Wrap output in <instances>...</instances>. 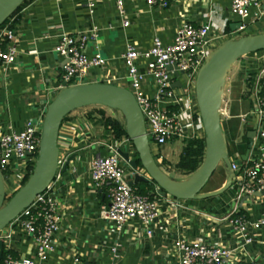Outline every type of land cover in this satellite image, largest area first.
Returning a JSON list of instances; mask_svg holds the SVG:
<instances>
[{
	"label": "crops",
	"instance_id": "obj_1",
	"mask_svg": "<svg viewBox=\"0 0 264 264\" xmlns=\"http://www.w3.org/2000/svg\"><path fill=\"white\" fill-rule=\"evenodd\" d=\"M95 1L91 18L84 0H30L17 15L19 19L12 21L15 23L12 30L16 59L5 75L0 70V124H9L20 131L25 120L35 116L42 108V99L53 93L49 91L61 85V67L65 60L57 55L54 47L62 34L86 31L91 25H97L100 28L97 45L105 65L92 69L82 83H108L125 88L127 80L121 55L128 44L141 50L148 49L155 36L163 43H170L182 21L200 25L210 20L214 25L212 34L216 43H223L239 33L231 29L226 32L225 29L228 22L230 25L237 22L229 13V0H171L168 9L148 7L144 0H123L129 21L127 27L122 25L116 0ZM261 2L263 14L241 32L245 33L244 36L264 33V0ZM92 46L88 44V54L94 53ZM239 61L242 69L235 66L234 70L240 75H248L256 72L257 61L263 62L260 65L264 66V52L246 55ZM98 70H105L101 81L97 78ZM227 78L220 108L221 128L230 161L241 167L248 159L247 156L242 160L248 146L246 135L255 127L257 130V124L252 116L251 100L241 98L243 81L226 92ZM85 108H81L84 113H79L81 109L70 113L59 129L58 144L65 148L68 156L75 154V158L65 171L61 169V178L56 184L60 221L50 264H64L74 256L84 264H178L173 246L179 237L232 248L234 253L229 264H264V228L252 233L251 244L241 246L229 224L235 206L250 221L257 220L262 213L259 195L243 196L236 201L242 180L239 172L231 171V188L222 195L204 200H181L177 210L163 205L160 217L150 227V235L135 221L125 224L119 232L114 231L100 217L101 208L109 202L106 190H93L89 176L93 159L107 155V146L113 143L100 116L96 113L90 117L89 112L101 110L107 116L110 113L109 109L101 106ZM257 148L251 149L249 155L257 154ZM132 153L133 150H130V155ZM155 154L163 160L161 148ZM129 171L130 168L126 167L127 183L132 175ZM213 175L210 188L203 193L223 187L229 171L220 163ZM153 190L156 187L153 186ZM7 231L8 228L2 233ZM10 244L13 258L34 256L35 243L23 232H15ZM115 244L119 245L117 257L111 253Z\"/></svg>",
	"mask_w": 264,
	"mask_h": 264
},
{
	"label": "built area",
	"instance_id": "obj_2",
	"mask_svg": "<svg viewBox=\"0 0 264 264\" xmlns=\"http://www.w3.org/2000/svg\"><path fill=\"white\" fill-rule=\"evenodd\" d=\"M144 1L148 7L160 9H168L171 5V0ZM229 1V13L240 23L236 33L244 31L250 22L263 14L261 0ZM95 3V0H84V6L91 18ZM115 5L122 25L127 27L129 21L126 19L123 0H116ZM99 32L100 28L93 24L89 30L59 36L54 50L65 60L61 67L62 83L57 87L59 91L63 88V82L68 86L82 84L92 69H99L105 65L97 45ZM212 33L213 23L210 20L200 25L182 21L170 43H163L155 36L148 49L141 50L133 44H128L121 55L127 80L125 88L131 92L142 113L151 151L157 152L162 146L175 140L185 143L204 135L194 96V86H191L195 84V78L205 59L216 48L217 40ZM14 39L15 34L8 25L0 30V45L5 44V48H0V70L4 75L16 59ZM88 44L93 45V54L87 53ZM260 63L263 62L257 61L259 64L255 72L257 76L250 93L252 116L257 124L256 137L251 149L258 147V151L257 154L250 156V149L248 159L241 167L231 162V171L239 172L242 176L236 201L243 196L259 195L262 209L260 217L255 221H250L236 206L233 209L229 224L241 246L251 244L252 233L264 228V92L261 91L264 66ZM41 109H38V116L25 120L20 131L14 130L9 124H0L2 180L13 172L22 174L18 176L14 193L22 187L20 181L24 180L31 163L37 159L42 130L41 120L45 114ZM107 147L109 153L94 158L89 169L91 186L95 191L105 188L109 200L108 204L101 208L100 217L116 232L128 222L135 221L145 229L147 235H150V227L160 217L163 205L177 210L181 200L168 195L162 197L156 193L151 194L152 197L139 194L133 186L128 185L125 179V168L128 166L116 152V148L129 153L133 150L128 137L113 140ZM67 157L68 155L62 162L59 158L58 169L47 188L6 227L8 231L5 234L0 232L3 249L7 252L3 264H50L60 221L55 194L56 184L61 178V169ZM17 231L33 239L35 253L32 258L15 259L11 256L10 242ZM118 247L119 245L115 244L111 248L114 257H117ZM173 247L178 264H229L234 253L232 248L224 245H210L184 237H179ZM64 264L84 263L79 257L74 256Z\"/></svg>",
	"mask_w": 264,
	"mask_h": 264
},
{
	"label": "water",
	"instance_id": "obj_3",
	"mask_svg": "<svg viewBox=\"0 0 264 264\" xmlns=\"http://www.w3.org/2000/svg\"><path fill=\"white\" fill-rule=\"evenodd\" d=\"M23 1L0 0V26ZM239 27L238 22L230 25L233 32ZM259 51H264V33L231 38L216 47L199 69L195 78V100L204 130L205 155L201 166L184 180H177L174 173H165L156 163L146 135L142 113L128 89L108 83L68 86L63 82V88L46 107L38 155L32 173L8 201L5 198L0 173V232L29 207L34 198L53 181L59 164L58 134L63 119L77 109L90 106L105 107L119 112L123 117L126 135L141 164V167H138L129 152L116 148V152L130 168L132 175L128 182L129 186L138 183L150 184L156 187L153 193L183 201L204 200L224 194L231 188L232 172L220 121L223 87L234 63L246 55ZM246 137L248 146L242 160L246 159L252 148L256 127L248 132ZM74 158L75 154L67 157L62 167L63 171ZM220 163L229 171L225 185L216 191L203 193L204 186ZM2 250L0 240V259Z\"/></svg>",
	"mask_w": 264,
	"mask_h": 264
},
{
	"label": "trees",
	"instance_id": "obj_4",
	"mask_svg": "<svg viewBox=\"0 0 264 264\" xmlns=\"http://www.w3.org/2000/svg\"><path fill=\"white\" fill-rule=\"evenodd\" d=\"M29 1L30 0H24L23 3L21 4V6L7 20H5V22L0 26V30H2L6 25H8L10 29H13L14 28L13 25L15 23H12V21H17L19 19V17L17 15L29 3ZM225 29H226V32H228L230 30V22H228L226 24ZM0 48H2V49L5 48V44L0 45ZM260 52H262V51H259L256 53H260ZM256 76H257V73H255V72L248 73V75L246 76L245 83H246L247 93H246V95L243 96L244 99H250V93L253 90V85H254ZM261 91L264 92V80L261 81ZM97 114L103 120L104 129L107 132H109V134L111 135V138L113 140H120L122 138L127 137L126 131L124 128V123H121V121H119L115 117L107 116L104 111L99 110V111H97ZM89 116H90V114H89ZM204 155H205V138H204V135L200 138H193L191 140L186 141L185 145H184V147H183V149L179 155L178 162L175 165V170L180 172V173H183L184 175H191L193 172H195L201 166V164L204 160ZM158 157L159 156H156L157 159L154 158L155 161H157L159 159ZM132 159L136 162L138 167H141L138 156L134 152V148H133V153H132ZM161 163L166 164V161L162 160ZM159 165H161V164L159 163L158 166ZM33 168H34V165L33 164L30 165L29 173L26 175V177L22 181V185H24L26 183V181L28 180L29 176L32 173ZM138 184H140V183H138ZM146 186L147 187H145L144 189L137 188V192L139 194L149 195L152 197L151 194L154 192L153 186L150 184H148ZM9 198L6 201H8ZM6 254H7V252L3 249L2 250V256L0 259V264H3V261L6 257Z\"/></svg>",
	"mask_w": 264,
	"mask_h": 264
},
{
	"label": "rangeland",
	"instance_id": "obj_5",
	"mask_svg": "<svg viewBox=\"0 0 264 264\" xmlns=\"http://www.w3.org/2000/svg\"><path fill=\"white\" fill-rule=\"evenodd\" d=\"M244 34H245L244 32L243 33L239 32L237 34H233V36L230 37V38L244 36ZM220 44H221L220 42H217L216 47H218ZM262 52H264V51H262ZM243 60L246 61V59H243ZM238 61L239 60H237V62H235V64H234V66H232L233 67V71L232 72L229 71V73L227 75L228 82L226 83V92H227L228 88H232V86L236 87V85H235L236 83H238L239 81L240 82L243 81V83H244L243 89L244 90L241 93V98H243V96L246 95V93H247L246 83L244 82L246 80V76L247 75H245L244 73L242 75H240L238 72H236L234 70L235 66L238 67L239 69H242V65H239ZM98 72H99V74L97 75V78H98L99 81H101L102 79H104L103 78V73L105 72V70H98ZM231 83H234V84L231 85ZM193 86H194V96H195V84H192L191 87H193ZM54 89H55V91H54ZM54 89H51L49 91L50 93H52V91H53L52 94L47 93V94H49L48 98L42 99V103L43 104H42V109L41 110H42L43 113H45L48 103L51 102L53 100V98L56 96V94L59 92L58 88L56 89L54 87ZM83 111L84 110L81 109V110H79V113H84ZM86 111H88V110H86ZM96 113H97V110H91V112H89L90 115H95ZM108 113H110L108 116L115 117L119 121H121V123H124L123 117H122V115L119 112L108 110ZM35 116H38V112H37V115L35 114ZM67 118H69V117L67 116L65 119H63L62 123L65 122V120ZM200 120H201V118H200ZM42 121L43 120H41V123H42ZM104 137L108 138L107 134H104ZM184 145H185V143H183L181 140H175L173 142H170V143L162 146L161 150H162L163 160L166 161V164L161 163L160 159L156 161L157 164H159V162H160L161 165H159V166L165 173H174L177 180H184V179H186L189 176V175H184L183 173H180V172L175 170V165L178 162L179 155H180ZM58 148H59L60 162H62V160L67 156V151L65 150V148L63 146H60V143L58 144ZM124 149H126V146H124ZM152 154H153V157L155 159H157L156 158L157 155L155 154V151L154 152L152 151ZM131 157H132V155H131ZM32 164L34 165L35 161L33 163H31V165ZM141 172L144 173L142 170H141ZM21 175L22 174H17L15 172H13L8 177H4L3 178L4 187H5V194H6V196H5L6 200L14 193V189L16 187V183L19 180L18 176H21ZM213 177H214V175L211 176V178L209 179L208 183L204 186L203 190L210 188V182L213 179ZM20 184H22V180L20 181ZM90 187L94 190L93 186L90 185ZM145 187H146V184L140 183V184H138V186L136 185V187H134V188L135 189L136 188L144 189ZM203 190H202V192H203Z\"/></svg>",
	"mask_w": 264,
	"mask_h": 264
}]
</instances>
